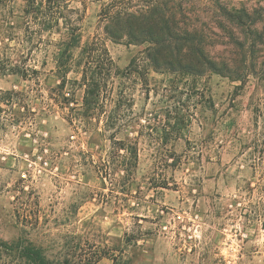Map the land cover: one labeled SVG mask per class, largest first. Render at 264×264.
Instances as JSON below:
<instances>
[{
	"label": "rangeland",
	"instance_id": "1",
	"mask_svg": "<svg viewBox=\"0 0 264 264\" xmlns=\"http://www.w3.org/2000/svg\"><path fill=\"white\" fill-rule=\"evenodd\" d=\"M223 1L263 36L208 16L206 49L255 74L159 72L143 45L106 40L99 117L77 118L81 48L65 73L47 40L31 52L24 32L0 39V239L31 240L54 262L101 252L96 264H264V0ZM72 7L82 43L102 32L98 1Z\"/></svg>",
	"mask_w": 264,
	"mask_h": 264
},
{
	"label": "trees",
	"instance_id": "2",
	"mask_svg": "<svg viewBox=\"0 0 264 264\" xmlns=\"http://www.w3.org/2000/svg\"><path fill=\"white\" fill-rule=\"evenodd\" d=\"M12 1L0 0V5L5 7L0 13L1 40L18 41L24 32L26 41L31 44V52L38 47L36 43L47 40L56 48L54 58L58 70L65 73L72 67L70 60L74 57V50L81 48L80 84L85 92L77 118L99 117L103 111L100 98L112 74L113 62L106 40L143 45L142 52L150 67L159 72L194 76L210 72L245 82L250 74L256 73L253 63H245V72L241 74L239 66L215 60L206 49L205 17L219 15L250 31V25L256 22V18L245 9H229L223 0H96L100 3L102 32L85 43H82V17L74 15L73 0H23L20 14L12 11ZM62 30L67 31L69 40H54V34ZM251 32H255L256 38L263 36L257 31ZM230 38L235 40L232 34ZM246 60L245 55L243 61ZM259 77L264 78V75ZM60 86L65 87V76ZM114 112L111 110L108 115L107 126L114 125L118 119ZM117 149L129 150L124 143ZM104 256L106 254L97 252L88 261L71 262L66 258L54 262L42 246L31 240L0 239V264H9L15 259L18 264H96Z\"/></svg>",
	"mask_w": 264,
	"mask_h": 264
}]
</instances>
